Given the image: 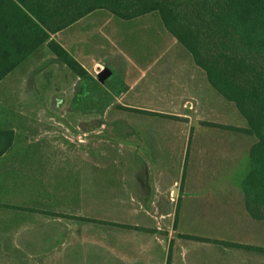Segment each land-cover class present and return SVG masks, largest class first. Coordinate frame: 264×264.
Masks as SVG:
<instances>
[{
  "label": "rangeland",
  "instance_id": "obj_1",
  "mask_svg": "<svg viewBox=\"0 0 264 264\" xmlns=\"http://www.w3.org/2000/svg\"><path fill=\"white\" fill-rule=\"evenodd\" d=\"M86 22L85 27L96 25L100 33L107 31L105 40L115 42L107 46L116 57L95 51L100 59L97 70H92L95 77L103 66L112 70L105 79L113 73L121 77L122 65L137 62L139 87L145 94L141 101L148 102L143 109L129 108L113 97L99 109L74 110L71 97L75 86L52 88L50 104H42L34 98L39 90L18 88L23 74L8 77L6 88L0 84L2 117L40 112L83 114L84 163L91 155L99 163L98 193L92 194V201L90 185L84 180L82 213L93 219H82L83 264H166L167 260L168 264H264V253L255 249L264 247V218L256 220L248 215L240 186L232 180L226 183L219 169L231 162L230 157L239 163L242 158L248 161L246 142L255 141L253 135L242 136L243 132L228 127L247 126L235 104L211 86L216 108L204 113L209 120L158 118L151 112H158V69L163 66L168 76L183 82L188 77V62H193L191 54L162 29L156 11L122 19L106 9H96ZM96 40L102 43L100 38ZM51 68L57 70L55 63ZM138 71H134L135 76ZM175 128L195 131L189 136L190 143L183 147L184 138L179 134L172 148L158 147V139H165L159 131ZM91 145L93 149L97 145V153L90 152ZM158 167L168 172L161 185ZM195 172L204 173L201 183ZM174 180L177 184L167 186ZM31 235L25 234L18 248L14 243L17 234L0 232V264H44L42 250L34 246ZM90 239L98 248L92 255L85 249ZM232 242L250 247L228 244Z\"/></svg>",
  "mask_w": 264,
  "mask_h": 264
},
{
  "label": "crops",
  "instance_id": "obj_2",
  "mask_svg": "<svg viewBox=\"0 0 264 264\" xmlns=\"http://www.w3.org/2000/svg\"><path fill=\"white\" fill-rule=\"evenodd\" d=\"M95 11L53 33L57 36L48 32L44 41L0 79V84L6 88L8 77L12 74H23L22 80L18 81V88L39 90L34 98L42 104H50L52 88L70 89L73 86L76 88L79 77L53 54L48 45L51 39L62 45L95 76L92 70H97L100 65V59L95 51H106L107 56L116 57V53L107 46V43L110 45L115 43L105 40L107 31L100 33V28L96 25L85 27L88 25L86 20ZM162 29H165L164 26ZM99 38L102 41L100 45L96 40ZM93 40L96 43L94 46ZM88 46L90 49H87ZM52 62L57 66V70H52ZM122 67L120 78L123 86L114 97L129 108L143 109L142 106L148 102L141 101L145 94L143 88L139 87L138 78L141 71H138V64L131 62L130 65ZM187 69L188 77L183 82L178 77L168 76L163 66L158 69V118H174L176 121L209 120L204 113L211 111L212 107L216 108L214 105L216 98L211 85L204 70L194 61L188 62ZM136 70L139 72L137 76L134 75ZM12 84L11 82L12 88H15ZM181 85L182 90L179 92L178 87ZM220 101L217 98L218 104H221ZM90 117L92 118L91 115ZM82 121V113L40 112L0 116V129L12 131L11 144L0 154V232L17 234L16 240H13L18 248H21V238L25 234H32L34 246L42 250L44 264H83L82 219H93L84 217L82 213L84 180L90 185L92 201V194L98 193L99 163L97 157L93 155L84 163ZM229 126L246 127V124ZM159 133H162L165 139H158V147L166 145L172 148L178 143L179 134L184 138L182 141L184 147L190 143L189 136L195 131L192 132L189 128H175L163 129ZM243 133L242 136H246V133ZM173 137L176 139L173 140ZM241 142L244 144L243 140ZM250 145L251 140H248L245 146L247 157ZM93 151L97 153V145H94V149L91 145L90 152L93 154ZM230 158L231 162H226L219 169L226 183L232 180L239 185L248 167V161H243L242 158V162L239 163V160L232 161V157ZM167 175V170L158 167V185L162 184ZM203 175L204 173L200 172L194 173L199 182ZM175 184L176 180L167 186ZM93 241L90 239L86 242L88 245L85 249L88 255H92L94 250L98 249L97 242Z\"/></svg>",
  "mask_w": 264,
  "mask_h": 264
},
{
  "label": "trees",
  "instance_id": "obj_3",
  "mask_svg": "<svg viewBox=\"0 0 264 264\" xmlns=\"http://www.w3.org/2000/svg\"><path fill=\"white\" fill-rule=\"evenodd\" d=\"M96 9L122 19L158 12L165 29L204 70L210 85L235 104L247 126L228 127L255 137L239 183L244 207L251 218L263 219L264 0H0V79L44 41L48 32L53 34ZM48 45L79 77L72 109H99L120 92L123 82L117 75L100 83L56 40ZM11 141L12 131L0 129V154ZM255 249L264 253V247Z\"/></svg>",
  "mask_w": 264,
  "mask_h": 264
},
{
  "label": "water",
  "instance_id": "obj_4",
  "mask_svg": "<svg viewBox=\"0 0 264 264\" xmlns=\"http://www.w3.org/2000/svg\"><path fill=\"white\" fill-rule=\"evenodd\" d=\"M111 73V69L108 66H103L97 73L96 78L100 83H103L105 78Z\"/></svg>",
  "mask_w": 264,
  "mask_h": 264
}]
</instances>
